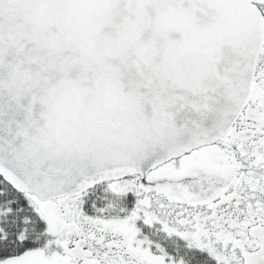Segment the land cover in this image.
Returning a JSON list of instances; mask_svg holds the SVG:
<instances>
[{
  "label": "snow or ice",
  "instance_id": "1",
  "mask_svg": "<svg viewBox=\"0 0 264 264\" xmlns=\"http://www.w3.org/2000/svg\"><path fill=\"white\" fill-rule=\"evenodd\" d=\"M0 264H264V0H0Z\"/></svg>",
  "mask_w": 264,
  "mask_h": 264
}]
</instances>
